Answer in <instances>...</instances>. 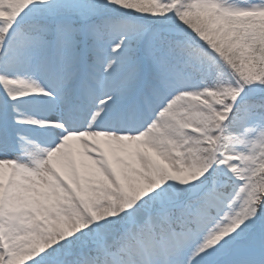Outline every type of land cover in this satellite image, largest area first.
Here are the masks:
<instances>
[{"label":"snow or ice","instance_id":"snow-or-ice-1","mask_svg":"<svg viewBox=\"0 0 264 264\" xmlns=\"http://www.w3.org/2000/svg\"><path fill=\"white\" fill-rule=\"evenodd\" d=\"M0 264H264V0H0Z\"/></svg>","mask_w":264,"mask_h":264}]
</instances>
